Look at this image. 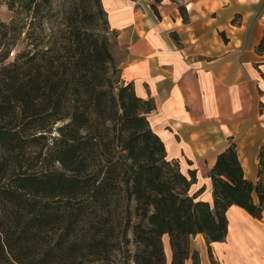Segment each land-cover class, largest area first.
Here are the masks:
<instances>
[{"label":"trees","instance_id":"obj_1","mask_svg":"<svg viewBox=\"0 0 264 264\" xmlns=\"http://www.w3.org/2000/svg\"><path fill=\"white\" fill-rule=\"evenodd\" d=\"M147 1L160 19L162 0ZM1 5L12 17L0 22V264H86L109 251L111 237L114 250L134 245L133 264H167L164 236L169 264H200L198 235L218 264L210 245L225 241L228 209L262 219L264 143L251 181L230 139L208 174L212 202L198 200L195 171L167 160L150 126L153 99L122 79L101 0Z\"/></svg>","mask_w":264,"mask_h":264},{"label":"crops","instance_id":"obj_2","mask_svg":"<svg viewBox=\"0 0 264 264\" xmlns=\"http://www.w3.org/2000/svg\"><path fill=\"white\" fill-rule=\"evenodd\" d=\"M101 1L109 26L117 34L116 46L124 51L119 66L122 79L133 85L139 98L153 99L150 126L163 141L167 160L177 161L180 169L185 167V173L181 171L185 175L195 171L191 191L204 188L198 200L212 202L208 174L230 139L245 177L256 181L257 156L264 143V83L259 76L264 72V55L247 59L240 49L224 44L214 51L209 42L229 26V20L221 25L193 15L195 7L204 3L183 0L188 16L184 23L176 17L177 8L170 0L158 6L160 19L147 0ZM173 35L181 46L175 44ZM226 216L225 241L210 245L214 260L264 264V210L261 220L235 206ZM198 238L191 247L198 252L200 264H211L203 237L192 240ZM163 243L168 246L166 236Z\"/></svg>","mask_w":264,"mask_h":264},{"label":"rangeland","instance_id":"obj_3","mask_svg":"<svg viewBox=\"0 0 264 264\" xmlns=\"http://www.w3.org/2000/svg\"><path fill=\"white\" fill-rule=\"evenodd\" d=\"M62 0H55V9L58 8L59 2ZM188 2H198L204 3L202 6L198 5L195 7L193 15L204 19H212L214 24L226 23L229 20V26L221 33L215 36L213 41L209 42V45L213 48L214 51H217L222 48V44L228 46L229 49H240V52L245 53L247 59H250L253 55H257V48L261 40L264 41V0H187ZM162 3V2H161ZM170 3L177 8L176 17L181 19L182 16L179 13L178 7L183 6V0H170ZM151 4V3H150ZM189 14V13H188ZM12 17L4 5L0 6V22L8 23ZM108 17V16H107ZM54 20V19H53ZM102 25V20L99 21ZM219 26V25H218ZM103 27V26H102ZM116 34V33H115ZM109 37L114 43L116 41L113 34L109 33ZM114 40V41H113ZM219 41V44L216 42ZM179 42V41H178ZM115 43L113 53L117 61H120L124 57V51L117 48ZM181 46V45H179ZM22 46L18 45L17 47L11 48L10 51L13 53V57L10 58L7 63L13 61V58L19 53ZM264 53V45L262 48ZM254 69H259L256 64H254ZM260 71V70H259ZM261 72V71H260ZM259 72V73H260ZM263 73H260L259 76L264 83V78L262 77ZM259 94L260 90H259ZM56 166H52V169ZM185 167L181 168V171L185 173ZM198 185V184H197ZM197 185L194 187L196 189ZM205 195V193H204ZM60 212H63V208H60ZM55 236L53 234H46L43 236V241L45 243H52ZM129 239L131 240V235L129 234ZM197 240H191V246H196ZM109 242V251L101 252V256H98V259L86 264H133L129 260V255L134 253V245H129L127 248L121 249H112L116 245V240L111 237L108 239ZM164 244V243H163ZM165 246V244H164ZM165 248V247H164ZM167 257V256H166ZM170 260L167 258V264Z\"/></svg>","mask_w":264,"mask_h":264},{"label":"bare ground","instance_id":"obj_4","mask_svg":"<svg viewBox=\"0 0 264 264\" xmlns=\"http://www.w3.org/2000/svg\"><path fill=\"white\" fill-rule=\"evenodd\" d=\"M166 253L168 252V260H170V250L168 249V246H164Z\"/></svg>","mask_w":264,"mask_h":264},{"label":"built area","instance_id":"obj_5","mask_svg":"<svg viewBox=\"0 0 264 264\" xmlns=\"http://www.w3.org/2000/svg\"><path fill=\"white\" fill-rule=\"evenodd\" d=\"M10 57H13V53H11Z\"/></svg>","mask_w":264,"mask_h":264}]
</instances>
